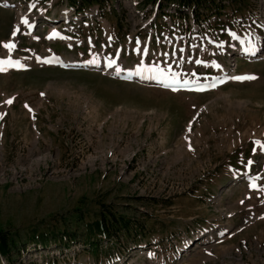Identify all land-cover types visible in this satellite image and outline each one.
<instances>
[{"label": "rangeland", "instance_id": "obj_1", "mask_svg": "<svg viewBox=\"0 0 264 264\" xmlns=\"http://www.w3.org/2000/svg\"><path fill=\"white\" fill-rule=\"evenodd\" d=\"M138 1L111 0L100 10L75 14L68 48L60 42L50 45L46 28L33 29L13 52L27 68L9 71L4 66L0 71V229L16 241L11 259L0 255V264H264V215L240 227L243 213L258 209L253 206L259 203L257 195L263 202L264 197L243 193L242 182L230 184L229 178L244 156L264 157L246 144L257 132L264 137L261 62L238 60L236 66L258 79L203 93L162 90L114 80L101 71L42 62L49 46L72 62L112 61L118 54L121 69L159 65L171 76L168 69L176 66L174 47L180 41L189 57L202 53L192 51V37L185 36L189 29L216 34L226 46L233 45L222 33L226 27L235 29L228 9L235 3L226 4L216 19L196 20L189 12L174 16L171 6L159 13ZM49 3L56 12L64 7L63 0ZM241 3L264 19V0ZM9 7H0V56L7 57L12 53L3 42L9 32L6 43L12 40L17 20ZM205 22L210 25L204 30ZM185 69L190 75L193 64L185 63ZM251 165L257 167L258 161ZM221 179L229 187L216 190ZM100 211L125 217L129 230L88 232ZM216 224H226L229 235L214 244L194 239ZM40 234L48 237L42 246L34 244ZM254 239L260 245L231 252ZM139 242L150 248L151 259L143 256ZM58 246L59 253L53 254Z\"/></svg>", "mask_w": 264, "mask_h": 264}, {"label": "trees", "instance_id": "obj_2", "mask_svg": "<svg viewBox=\"0 0 264 264\" xmlns=\"http://www.w3.org/2000/svg\"><path fill=\"white\" fill-rule=\"evenodd\" d=\"M69 3L76 6L77 11H82L84 7L88 5H102L104 2L109 0H79L80 4L75 5V0H68ZM145 4H152L157 2V11H160L164 6L168 3H173L176 5V11L178 14H181L180 7H192L193 15L195 17H204L209 15L208 13L212 10H217V5L214 3L213 0H142ZM100 211V215L92 221V225L87 226L88 232H93L96 230L99 233L105 232V230L111 229H123L129 230V220H126L125 217L119 215L117 218L112 215L110 211ZM110 216H109V215ZM113 216V217H111ZM118 224L117 226H114ZM94 233V232H93ZM13 234L7 232L5 229H0V255L3 256L5 259L10 260L12 253L11 249L13 246L16 245V241L13 239ZM36 237V236H35ZM48 237L46 234H40V238L38 241L40 244H46ZM90 239L87 241V244H90ZM17 250V249H16Z\"/></svg>", "mask_w": 264, "mask_h": 264}, {"label": "bare ground", "instance_id": "obj_3", "mask_svg": "<svg viewBox=\"0 0 264 264\" xmlns=\"http://www.w3.org/2000/svg\"><path fill=\"white\" fill-rule=\"evenodd\" d=\"M17 28H18V31H19V24H18V21L16 20V23L14 24L13 30L14 29H17ZM18 31L16 32V35H17ZM12 33H13V31H12ZM16 35L15 36H13V35L11 36V39L12 40L10 41V43L13 44L14 47L11 48V49H9L10 53H13L14 52L15 41L13 39L16 37ZM145 50H146V48L144 49L143 52H146ZM63 61L65 62L66 65H68V64L71 63L68 60H66V61L63 60ZM81 64H88L89 65V68H92L90 70H95V71L99 70V71H101L104 74H110V75H112V77H114V78H118V76L122 77V75H123L122 74V69L117 66V61H115L114 63H112V67H109L108 69H103V71L101 70L102 67L100 66V64H99L98 61H95V62H86V63H81ZM20 65H22V67ZM4 66H5V64L3 65V67ZM6 68H8V67H6ZM18 68L19 69H22V68H26V66H25V64L22 63V64H18ZM117 69H119V71H117ZM134 72H136V71H134ZM150 74H151V82H154V83L165 84L167 82V80H169V78L164 77L163 75H158L156 72H154V73L152 72ZM138 75H139L138 76V79L139 80H142L146 76V74L144 72L142 74L141 73H138ZM124 76L126 77V75H124ZM126 78H128V77H126ZM126 78H122V80H128ZM128 81L134 82L133 80H128ZM224 84H226V83H224ZM223 85H221V86H223ZM216 88H219V87H216ZM216 88H214V89H216ZM194 116H195V114H194ZM188 129H189V125H188Z\"/></svg>", "mask_w": 264, "mask_h": 264}, {"label": "snow or ice", "instance_id": "obj_4", "mask_svg": "<svg viewBox=\"0 0 264 264\" xmlns=\"http://www.w3.org/2000/svg\"><path fill=\"white\" fill-rule=\"evenodd\" d=\"M21 23H23V24H28V20H27L26 18H22ZM17 31H18V28H17V29H14L12 35L15 36ZM52 35L54 36V35H56V34L53 33ZM138 43H139V42H138ZM4 47H5V48H8V49H11V48L14 47V45L11 44V43H5V44H4ZM145 51H146V50H145ZM5 63H7V64H12V66H16L15 64H13V62H12L11 60H9V61H0V71H5V70H6V68L3 67V65H4ZM112 63H114V61L111 62V63H109L108 66L111 67V66H112ZM197 63H200V61H197ZM17 64H18V62H17ZM20 66L22 67V65H20ZM141 67H143L142 64H141ZM217 67H219V66L217 65ZM117 71H119V69H117ZM137 74H138V73H137ZM232 78H233V79H237V80H242V79H255V77H252V76H245V77H239V76H238V77H232ZM173 80H174V82H175V77H173ZM184 83H188V81H184ZM213 86H215V85H213ZM11 102H12L11 100L6 101V103H11Z\"/></svg>", "mask_w": 264, "mask_h": 264}, {"label": "crops", "instance_id": "obj_5", "mask_svg": "<svg viewBox=\"0 0 264 264\" xmlns=\"http://www.w3.org/2000/svg\"><path fill=\"white\" fill-rule=\"evenodd\" d=\"M249 129V131H250V129L251 128H248ZM246 131H247V129H246ZM255 131V129L253 128V129H251V131L249 132V133H253ZM247 133V132H246ZM248 134V133H247ZM251 136V135H250ZM247 137H249V136H247ZM236 145V144H235ZM234 145V146H235ZM237 145H239V144H237ZM248 147L250 148V149H253V150H255V149H257L258 151H260L263 147H264V139L263 140H260L259 142H254L253 144H248Z\"/></svg>", "mask_w": 264, "mask_h": 264}]
</instances>
